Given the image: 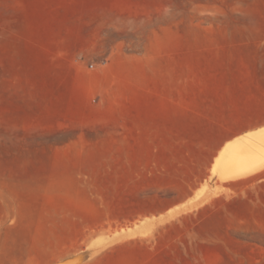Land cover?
I'll return each mask as SVG.
<instances>
[{"label": "rangeland", "instance_id": "rangeland-1", "mask_svg": "<svg viewBox=\"0 0 264 264\" xmlns=\"http://www.w3.org/2000/svg\"><path fill=\"white\" fill-rule=\"evenodd\" d=\"M262 136L264 0H0V264H264Z\"/></svg>", "mask_w": 264, "mask_h": 264}, {"label": "bare ground", "instance_id": "bare-ground-1", "mask_svg": "<svg viewBox=\"0 0 264 264\" xmlns=\"http://www.w3.org/2000/svg\"><path fill=\"white\" fill-rule=\"evenodd\" d=\"M263 137V136H262ZM253 138V137H252ZM264 138V137H263ZM254 141V140H253ZM257 141V140H256ZM264 141V140H263ZM259 142V141H258ZM256 143V142H255ZM260 143V142H259ZM261 143H263V142H261ZM250 144V143H249ZM257 144V143H256ZM244 146H246V145H244ZM249 145L247 144V148H249L248 147ZM240 149V148H239ZM241 149H242V147H241ZM245 148H243L242 150H240V151H242L241 153H240V151H238V150H236L237 152H233L232 154H230V156H229V158H226L225 157V160H227V162L225 163L226 165V167H227V169H230V168H235L239 163H244L245 164V161H246V157H244V156H248V152L247 153H244L243 152V150H244ZM250 150H252V148H249ZM255 149V148H254ZM253 151V150H252ZM246 152V151H245ZM250 155V154H249ZM251 158H253V156H251ZM223 161H224V159H222ZM251 160V159H250ZM222 163V162H221ZM224 165V164H223ZM252 165V164H251ZM218 166H220V165H218ZM224 166V167H225ZM250 166V165H249ZM221 168H222V166H220ZM225 167V168H226ZM240 167V166H239ZM243 166L241 165V168H242ZM219 168V167H218ZM247 168V167H246ZM235 169H237V168H235ZM221 170H223V169H221ZM226 170V169H225ZM236 171H238V169L237 170H235L234 172H236ZM222 172V171H221ZM227 173H229V172H227ZM223 174V173H222ZM230 175V174H229ZM228 175V176H229ZM232 175V174H231Z\"/></svg>", "mask_w": 264, "mask_h": 264}]
</instances>
